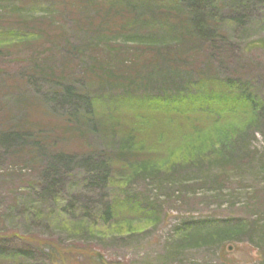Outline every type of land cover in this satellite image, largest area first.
I'll use <instances>...</instances> for the list:
<instances>
[{"label":"rangeland","instance_id":"374dc122","mask_svg":"<svg viewBox=\"0 0 264 264\" xmlns=\"http://www.w3.org/2000/svg\"><path fill=\"white\" fill-rule=\"evenodd\" d=\"M127 1L0 0V132L20 127L43 142L41 149L0 144V250L10 254L0 264H264L262 133L249 135L247 147L222 162L214 157L221 153L219 132L242 127L249 119L243 110L217 117L211 102L188 119L160 114L151 124L140 94L152 89L145 91L143 78L152 52L138 50V37L124 33L145 29L129 27ZM244 1L218 0L229 45L201 52L193 65L248 80L264 97V0ZM51 72L61 85L95 96L86 117L96 123L92 132L63 117L69 106H53L56 83L42 76ZM74 114L81 121L83 113ZM135 127L132 147L123 148L121 139ZM98 151L117 156L104 184L89 182L79 163L59 166L52 188H37L47 183L42 173L51 154L79 158ZM188 154L202 155L185 161ZM106 204L112 213L104 222ZM223 229L227 238L215 240L213 233ZM38 240L71 247L72 254L50 256ZM22 249L33 255L16 258Z\"/></svg>","mask_w":264,"mask_h":264},{"label":"trees","instance_id":"16d2710c","mask_svg":"<svg viewBox=\"0 0 264 264\" xmlns=\"http://www.w3.org/2000/svg\"><path fill=\"white\" fill-rule=\"evenodd\" d=\"M153 2L154 0L150 2L151 4L143 0H128L123 7L125 11L132 15V18L127 19V22L132 23L129 27L145 28L143 31H139L141 34L133 32L134 29L131 28L123 30L124 33L134 34L138 37L133 42L138 50H150L152 52L149 60L151 61L152 58L153 64L151 62V65L146 68L143 74L146 75L143 77L146 80L145 91L149 87L152 89L140 94L144 108L142 110L148 120L151 121V124L156 123L160 114L175 118L181 116V119H188V116L191 115L190 112L197 110L198 106L202 108L210 107L212 105L208 104L211 102L216 105L214 107H217V111H215L219 112L215 114L217 117H222L225 114L231 115L233 111L243 110L244 115L249 116V119L242 127L229 128L227 125V129L219 132L218 137L221 140L218 139L217 152L221 153L214 155V157L222 162L227 161L239 149L247 147L249 135L253 137V134L258 131L264 137V97L262 95L258 96L252 83L248 80L240 77L220 78L219 74L210 73L209 66L203 65L202 68H198L193 65L194 58L201 52L209 53L210 50L212 52L216 50L225 51L229 45L228 37L221 29L223 19L216 11L221 4L218 0H171L172 6H161L163 9H160V6L152 5ZM244 4H246L244 0H239L238 6H244ZM162 10L164 12H161ZM178 13L182 15L180 16ZM155 17L158 21H151ZM148 18L149 20H146ZM238 21L245 23L242 19H238ZM159 49H162V51H159ZM212 55L213 53L209 55V58H214ZM162 71L169 73H162ZM180 71L184 72L185 81L179 82L181 78ZM59 73V75L64 76L62 69L59 70ZM53 75L52 72L42 74L43 79L56 83L54 85L55 90L50 92L49 96L53 106L63 109L73 106L72 109L68 107V109L62 111L65 113L61 112L63 117L69 122H81L85 130L92 132L96 123L92 125V121L86 117L87 114L92 112V99L95 96L89 95L88 92L83 93L75 90L72 84L61 85L60 81L53 78ZM161 83L167 85L166 90L162 89ZM127 84L136 86L137 82L130 80ZM215 86H220V88L213 89ZM79 104H82V107L84 106L83 110L80 109V106L78 107ZM77 108L80 112L86 114V116L79 114L80 117H83L81 121L72 116L79 111ZM138 129L140 127L133 128L127 139H121L120 145L122 146L123 143V148L127 149L129 143L131 145L132 134L134 130ZM31 143L36 148L41 149L43 147L41 145L43 142L31 139V134L20 127L3 129L0 132V144L7 149L13 144L29 145ZM122 153L120 152L119 156ZM202 154H188L184 160H195ZM113 157H117L115 153L101 151H98L97 154L94 152L85 153L79 158L73 154L55 152L51 154L47 169L42 173L47 183L45 187L38 186L37 188L39 191L52 188L54 184L56 185L59 182L56 175L59 166L69 164L74 166L79 163L90 174L88 177L89 182L104 184L110 176V161ZM32 189L35 188L31 186V191ZM111 213V205L106 204L102 212V221L106 222L111 218ZM261 228L260 233H264V225ZM226 232L224 229L214 232V239L217 240L218 236L227 238L228 234ZM262 239L264 240V236ZM37 242L40 247L47 249L50 256L55 254L64 257L66 253L72 254L71 247H66L67 249L64 251V249L52 247L49 243L43 244L39 240ZM75 251L78 252V248ZM17 252L19 255L16 258H30L33 255L28 249L18 250ZM0 254H2L0 257L10 256V254L1 253V250ZM48 259L52 260L53 257H48ZM102 263L104 264V262Z\"/></svg>","mask_w":264,"mask_h":264}]
</instances>
